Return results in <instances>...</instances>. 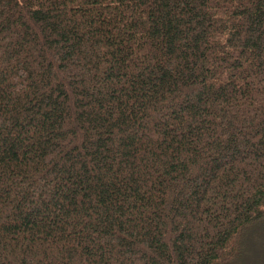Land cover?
<instances>
[{
    "label": "trees",
    "instance_id": "trees-1",
    "mask_svg": "<svg viewBox=\"0 0 264 264\" xmlns=\"http://www.w3.org/2000/svg\"><path fill=\"white\" fill-rule=\"evenodd\" d=\"M255 234L264 0H0V264H242Z\"/></svg>",
    "mask_w": 264,
    "mask_h": 264
},
{
    "label": "rangeland",
    "instance_id": "rangeland-1",
    "mask_svg": "<svg viewBox=\"0 0 264 264\" xmlns=\"http://www.w3.org/2000/svg\"><path fill=\"white\" fill-rule=\"evenodd\" d=\"M257 237L258 235L255 234L249 240L247 244V248L245 250V254L247 256V262L245 258H242V264H261L260 259H264V245H257ZM251 260V262H249ZM245 262V263H244Z\"/></svg>",
    "mask_w": 264,
    "mask_h": 264
}]
</instances>
